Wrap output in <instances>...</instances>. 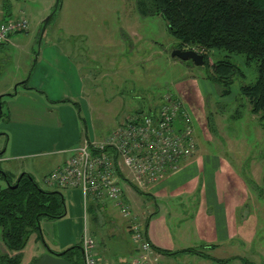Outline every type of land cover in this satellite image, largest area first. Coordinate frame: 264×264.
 Segmentation results:
<instances>
[{
	"label": "rangeland",
	"instance_id": "obj_1",
	"mask_svg": "<svg viewBox=\"0 0 264 264\" xmlns=\"http://www.w3.org/2000/svg\"><path fill=\"white\" fill-rule=\"evenodd\" d=\"M2 9L10 11L6 18L25 17L28 28L0 45V152L7 144L1 126L9 119L8 95L25 85L52 86L56 97L78 103L81 117L99 124L103 133L135 111L156 109L164 98L178 100L195 149L230 159L234 179H241L239 186L245 190L238 195L239 236L213 252L203 251L229 260L210 264H264V130L239 93L241 86L255 81L254 63L246 68L239 59L229 58L245 77H237L230 93L221 97L206 76L207 67L171 58L176 41L165 22L158 16L141 17L136 0H0L3 14ZM225 56L212 50L209 66ZM45 160L34 159L42 164ZM48 164L32 177L40 188L52 191L56 188L44 182L51 170ZM12 165L1 161L0 170ZM4 187L0 179V189ZM180 205L192 211L185 200ZM1 243L0 229V252ZM176 264L189 263L182 257Z\"/></svg>",
	"mask_w": 264,
	"mask_h": 264
},
{
	"label": "crops",
	"instance_id": "obj_2",
	"mask_svg": "<svg viewBox=\"0 0 264 264\" xmlns=\"http://www.w3.org/2000/svg\"><path fill=\"white\" fill-rule=\"evenodd\" d=\"M0 17L6 18L5 10ZM82 81L81 78L78 82ZM40 86L25 85L12 93L13 96L8 95L9 119L1 126V132L7 135V144L0 152V162L15 165L4 170L14 179L23 173L38 174L46 161L51 169L49 175L63 166L72 155L70 151L83 141L98 142L111 132L103 133L99 124L81 117V106L71 98L56 97L52 86ZM197 149L180 162L176 171L168 172L145 188L137 187L142 194L130 182L120 180L122 202L130 211L129 217L124 216L117 201L98 205L85 202L78 189L59 190L65 199V217L41 223L45 246L31 235L21 252L20 264H74L73 256L69 259L62 253L81 245L84 234L95 241L99 264H131L138 253L128 231L133 219L143 226L146 238L157 253L162 250L198 252L171 256L158 253L160 264H176L182 257L189 264L224 261L203 250L213 252L239 236L238 195L245 190L239 186L241 179H234L236 174L230 159ZM37 158L46 160L42 164L34 161ZM25 161L30 165L24 164ZM181 200L192 211L182 207Z\"/></svg>",
	"mask_w": 264,
	"mask_h": 264
},
{
	"label": "trees",
	"instance_id": "obj_3",
	"mask_svg": "<svg viewBox=\"0 0 264 264\" xmlns=\"http://www.w3.org/2000/svg\"><path fill=\"white\" fill-rule=\"evenodd\" d=\"M136 9L141 17L158 16L165 22L176 41L174 49H196L204 54L201 67H207L206 76L221 97L230 93L237 77H245L240 65L230 60L231 57L239 59L242 67L248 68L254 63L256 79L252 84L241 86L239 93L248 101L250 112L259 117L264 130V0H136ZM5 14L10 17V11L5 9ZM212 50L226 56L209 66ZM185 63L193 66L191 61ZM119 178L124 180L121 174ZM0 179L5 183L0 189L1 245L4 248L0 252V264H20L21 252L31 235L44 245L41 223L65 217V199L57 189L43 190L26 173L14 179L0 170ZM130 185L142 194L135 185ZM262 185L264 188V175ZM80 249L81 245L73 246L62 255L69 259L73 256L74 264H83ZM185 252L198 253L194 250L158 253L171 256Z\"/></svg>",
	"mask_w": 264,
	"mask_h": 264
},
{
	"label": "built area",
	"instance_id": "obj_4",
	"mask_svg": "<svg viewBox=\"0 0 264 264\" xmlns=\"http://www.w3.org/2000/svg\"><path fill=\"white\" fill-rule=\"evenodd\" d=\"M27 28L25 17H0V44L8 43L11 35ZM181 106L178 100L164 98L154 110L131 113L103 140L83 141L73 148L68 161L53 170L45 184L58 190L78 189L85 202L117 201L124 216L129 217L130 211L122 202L119 174L142 189L176 171L180 162L195 151ZM128 231L138 252L131 264H160L159 254L146 238L143 226L133 219ZM81 248L83 264H99L96 243L88 234L82 237Z\"/></svg>",
	"mask_w": 264,
	"mask_h": 264
},
{
	"label": "water",
	"instance_id": "obj_5",
	"mask_svg": "<svg viewBox=\"0 0 264 264\" xmlns=\"http://www.w3.org/2000/svg\"><path fill=\"white\" fill-rule=\"evenodd\" d=\"M52 15L48 16L42 23L43 27H45V25L48 23V21L50 20ZM203 57L204 54H199L197 52H195L194 50H179V49H174L171 52V58H177L182 62H188L191 61L192 64L196 67H200L203 66ZM81 250V254L83 257V263H84V256H83V251L82 248Z\"/></svg>",
	"mask_w": 264,
	"mask_h": 264
}]
</instances>
